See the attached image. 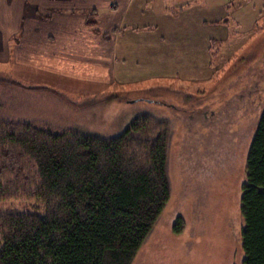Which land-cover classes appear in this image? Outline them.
Listing matches in <instances>:
<instances>
[{
	"label": "rangeland",
	"instance_id": "obj_1",
	"mask_svg": "<svg viewBox=\"0 0 264 264\" xmlns=\"http://www.w3.org/2000/svg\"><path fill=\"white\" fill-rule=\"evenodd\" d=\"M113 1L124 13L101 9L99 19L97 15L85 20L89 25L106 20L108 25L126 26L127 33L117 40L139 43V64L130 61L128 45L119 52L124 59H119V68L128 70L127 75L117 77L114 85L54 75L41 84L55 93L28 95L1 87L3 112L32 119L54 132L104 137L121 133L139 115L169 120L170 199L133 264H242L245 160L264 108L262 0H133L126 7V0ZM227 2L231 6L219 14L220 5ZM35 8L25 3L24 17L37 14ZM9 13L0 9V23ZM218 16L227 19L214 24ZM211 39L220 41L216 55L209 50ZM3 68L14 70L0 63V71ZM135 80L146 83L139 88L134 82L130 89L121 85ZM84 100L95 106L85 108ZM7 212L42 215L44 206L37 200H1L0 214ZM178 218L182 224L176 233Z\"/></svg>",
	"mask_w": 264,
	"mask_h": 264
},
{
	"label": "trees",
	"instance_id": "obj_2",
	"mask_svg": "<svg viewBox=\"0 0 264 264\" xmlns=\"http://www.w3.org/2000/svg\"><path fill=\"white\" fill-rule=\"evenodd\" d=\"M218 45L210 40L212 55ZM3 73L0 88L55 93ZM4 105L0 98V201L37 200L44 213L0 214V264H133L170 199L169 120L139 115L104 137L54 132L4 114ZM240 212L242 264H264V108L245 160ZM181 224L178 218L173 231Z\"/></svg>",
	"mask_w": 264,
	"mask_h": 264
},
{
	"label": "crops",
	"instance_id": "obj_3",
	"mask_svg": "<svg viewBox=\"0 0 264 264\" xmlns=\"http://www.w3.org/2000/svg\"><path fill=\"white\" fill-rule=\"evenodd\" d=\"M11 1L7 3L6 0H0V9L10 11L8 18L0 23V28H3L0 29L3 31L0 38L3 40L0 45V63L12 65L14 72L5 68L1 71L12 72L9 76L24 85L49 87L42 85L41 81L54 75L75 82L114 85L117 77L127 75L128 70L119 68V59L124 61L119 57V52L120 48H127L128 45L130 61L139 64L138 55H143L139 43L134 46L131 39L123 42L117 40L118 35L127 33L126 26L121 33L109 34L112 28L119 26L113 25L114 23L108 25L106 20H102L98 25L96 21L94 25H89L85 20L97 15L99 19L100 13L105 9L111 10L110 13L122 10L113 0L108 3L101 0ZM130 2L133 3V0H126L125 7ZM25 3L36 5V13L46 19H39L37 14L24 17ZM112 5H115L114 9ZM259 5L263 8L264 0ZM230 6L231 3H222L219 14H223ZM222 19H216L213 23L220 24ZM256 19H253L252 24ZM11 40L14 41L13 46L10 45ZM161 40H165L164 36ZM22 91L28 95L37 93L27 89Z\"/></svg>",
	"mask_w": 264,
	"mask_h": 264
}]
</instances>
